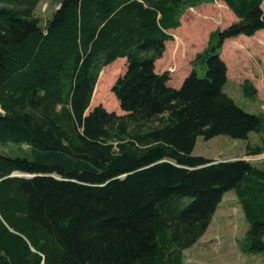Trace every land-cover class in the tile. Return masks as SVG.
<instances>
[{
    "label": "trees",
    "instance_id": "trees-1",
    "mask_svg": "<svg viewBox=\"0 0 264 264\" xmlns=\"http://www.w3.org/2000/svg\"><path fill=\"white\" fill-rule=\"evenodd\" d=\"M39 1L0 0V143L18 146L0 151V264H183L228 190L249 222L243 249L264 253V169L193 155L199 135L262 132L224 91L220 56L264 28L262 0H222L238 20L210 33L179 88L155 71L166 30L215 0H60L44 25ZM121 58L123 113L87 112Z\"/></svg>",
    "mask_w": 264,
    "mask_h": 264
},
{
    "label": "rangeland",
    "instance_id": "rangeland-1",
    "mask_svg": "<svg viewBox=\"0 0 264 264\" xmlns=\"http://www.w3.org/2000/svg\"><path fill=\"white\" fill-rule=\"evenodd\" d=\"M59 1L40 0L38 2L35 13L40 18L42 25L58 8ZM218 1L220 0L208 2L207 5L205 2L200 3L194 6L195 8H187L182 14V20L180 18V24L181 21L183 23L181 34L187 38H183L185 41H182L181 38H173V47L168 53V58L163 61L174 74L182 72L185 65L187 67L189 63L191 64L195 56L207 45L212 31L222 27L226 28L238 20L226 3L225 5ZM261 8L264 11V0H262ZM260 32H263L260 38H264V30ZM191 35L192 38H190ZM194 53L196 55L193 57ZM191 56L193 59L189 60ZM253 56L255 59L252 57L247 59L245 73L238 74L242 85L230 89L232 85V79H230L223 89L242 109L261 118L262 132L260 134L251 132L246 140L234 139L225 134H218L209 139L199 135L195 140L193 155H201L214 160L241 158L264 169V147L262 152L257 154H249L246 148L247 143L252 146H264V48H256ZM223 59H226L225 55ZM112 65L111 68H107L103 72L100 85L93 94L94 102L89 106L87 112L97 105H102L109 111L123 113L111 87L116 78L124 72L125 65L121 60H116ZM111 73L113 76L105 85ZM199 74L203 76L204 72L201 71ZM7 143H0V151L16 153L18 146L15 144L6 145ZM232 193H234L233 190L223 197V201L219 204L218 209L216 207L217 210L215 209L211 217L212 220L210 219L211 222L202 235L183 250V264H264V253L245 252L243 249L242 240L249 228V222L238 207L237 196Z\"/></svg>",
    "mask_w": 264,
    "mask_h": 264
},
{
    "label": "crops",
    "instance_id": "crops-1",
    "mask_svg": "<svg viewBox=\"0 0 264 264\" xmlns=\"http://www.w3.org/2000/svg\"><path fill=\"white\" fill-rule=\"evenodd\" d=\"M218 2H222L225 4V2L221 0ZM205 5H207V3H205ZM190 8H195V7L193 6ZM182 25L183 23L181 21V24L178 27L171 28L166 31L172 34L173 38H181L182 41H185L183 38H187V37L181 34ZM221 29H223V27ZM263 30L264 28L257 31L254 35L247 36V35L241 34L235 37L228 38L224 41L223 46L220 51V56L222 57V59L224 55L226 57V59H223V60L225 61L226 66H227V80L223 88L226 86V84L228 83L230 79H232V85L230 89H233L234 86L242 85V81H240V79L238 78V74L245 73L244 68L246 67V64L248 63L247 59L249 60L250 57L255 59L253 56V53H255L256 48H264V38H260V36L263 33L260 31H263ZM190 38H192V35ZM172 42L173 40H167L165 42V51L163 55L155 61V71L156 72L161 73L166 70L170 71L169 67L165 65L163 61L164 59L168 58V53L169 51H171L170 49L173 47ZM196 53L193 54V57L196 55ZM193 57L191 56L189 60H191V58L193 59ZM121 61H123V64L125 65L126 63L125 58H121ZM180 64L183 65L182 63ZM182 69H183L182 72L178 74L177 73L174 74L172 71H170V79L168 81L169 85L173 87H179L182 84L184 78L190 73L192 66L189 63L187 67L185 65ZM230 191L231 190L226 191L223 194V197L226 195V193H230ZM232 195H236L235 192L232 193ZM223 197L221 201L218 203L217 209H218L219 204L223 201ZM237 204H238L240 211L242 212V215H244L243 210L241 208V204L239 202Z\"/></svg>",
    "mask_w": 264,
    "mask_h": 264
},
{
    "label": "bare ground",
    "instance_id": "bare-ground-1",
    "mask_svg": "<svg viewBox=\"0 0 264 264\" xmlns=\"http://www.w3.org/2000/svg\"><path fill=\"white\" fill-rule=\"evenodd\" d=\"M19 175H21V176H27L26 174H23V173L22 174H19Z\"/></svg>",
    "mask_w": 264,
    "mask_h": 264
}]
</instances>
